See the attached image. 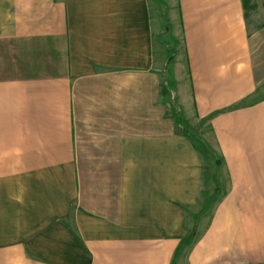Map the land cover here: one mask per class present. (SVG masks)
Wrapping results in <instances>:
<instances>
[{"label":"crops","instance_id":"obj_1","mask_svg":"<svg viewBox=\"0 0 264 264\" xmlns=\"http://www.w3.org/2000/svg\"><path fill=\"white\" fill-rule=\"evenodd\" d=\"M259 33L242 0H0V264H264Z\"/></svg>","mask_w":264,"mask_h":264},{"label":"rangeland","instance_id":"obj_2","mask_svg":"<svg viewBox=\"0 0 264 264\" xmlns=\"http://www.w3.org/2000/svg\"><path fill=\"white\" fill-rule=\"evenodd\" d=\"M171 0H168V2ZM248 17H247V23H248V27H249V31L252 34H256L257 32L259 33V35L255 36V38H253V49L255 51L258 50V53L261 56V60L262 63H264V0H255L250 2V8L248 11ZM169 28L171 29V32H174L169 26ZM173 36V35H172ZM165 37V36H164ZM169 40L172 38H168ZM176 41L172 44L171 46L173 47V50H171L170 55L173 57L172 61L174 63V75H176V78H180L181 80L185 79V74H186V68L183 64V62L180 64L181 68L180 71H178V59L180 58V55L182 53H184V44H183V39L182 36L177 35V38H175ZM263 79H264V73H263ZM260 95L264 96V82H263V88L260 91ZM188 129L190 130V132H192L195 136L196 139L199 140V143L202 144L204 146V149L207 152V155L204 157H208L209 159L207 160V164L210 165L211 163H214V165L211 164V166L209 167V169H214L213 171H215V175H219L220 173L219 171H222V167L220 164V156H219V152L217 150V147L213 141L212 135L210 133V130L208 128L207 125H205L204 123L200 122L199 120L195 119V118H191L189 120L188 123H186ZM216 164V166H215ZM218 180V179H217ZM218 182V181H217ZM217 197V196H216Z\"/></svg>","mask_w":264,"mask_h":264},{"label":"trees","instance_id":"obj_3","mask_svg":"<svg viewBox=\"0 0 264 264\" xmlns=\"http://www.w3.org/2000/svg\"><path fill=\"white\" fill-rule=\"evenodd\" d=\"M252 1H255V0H242L243 8H244V11H245V18L248 17L247 14H248V11H249V8H250V2H252ZM178 123L180 124L179 119L177 121V124ZM184 134H186L187 136L191 137L195 141V144H196L197 148L199 149V151H201V153H203V155H205V156L207 155V152L204 149V146L202 144H200L193 135H189V133L186 130L184 131Z\"/></svg>","mask_w":264,"mask_h":264}]
</instances>
